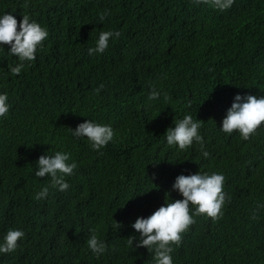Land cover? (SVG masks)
Here are the masks:
<instances>
[{"label":"trees","instance_id":"16d2710c","mask_svg":"<svg viewBox=\"0 0 264 264\" xmlns=\"http://www.w3.org/2000/svg\"><path fill=\"white\" fill-rule=\"evenodd\" d=\"M5 13L29 15L49 36L15 76L18 57L0 45V94L11 105L0 117V244L10 229L25 233L0 264H153L146 248L127 247L128 236L139 240L131 225L182 199L175 178L198 171L222 173L231 200L217 221L195 217L173 264H264V207L251 218L264 204V122L249 140L220 128L236 94L264 96V0L223 12L192 0H0ZM108 30L121 36L89 55ZM153 86L161 97L149 102ZM186 114L202 123L208 158L195 143L167 145L166 129ZM89 119L114 129L103 155L71 134ZM56 151L78 167L67 191L37 201L51 179L35 176L37 160ZM90 229L108 244L99 257Z\"/></svg>","mask_w":264,"mask_h":264},{"label":"clouds","instance_id":"9594fccd","mask_svg":"<svg viewBox=\"0 0 264 264\" xmlns=\"http://www.w3.org/2000/svg\"><path fill=\"white\" fill-rule=\"evenodd\" d=\"M195 5L206 4L221 12L228 10L234 0H192ZM110 15L108 11L99 15L102 22ZM49 33L36 20L30 19L24 14L22 20L18 21L11 13L0 16V45H9V53L18 57L19 63L10 67L12 75H19L25 68L26 62L36 59L39 47H42L47 40ZM120 31H102L99 34L95 47L89 48V55L102 54L109 47L110 38H119ZM105 86L101 84L96 93H99ZM161 92L152 87L147 100L149 102L160 99ZM171 96L163 93V100L166 104L171 101ZM7 92L0 94V117H5L11 105L8 102ZM149 106H151L149 104ZM191 107V101L188 102ZM264 122V96L259 98L252 94H236L231 107L227 109L222 120L221 131L232 134L238 131L243 140H249ZM174 127H168L165 131L166 143L169 147L178 146L179 150H186L199 145V150L204 158H208L210 153L205 148L204 137L200 133L202 123L199 119H193L191 114H186L182 119L174 121ZM72 136L76 138H86L90 142V147L100 151L108 145L114 138V129L111 125L100 124L92 119L85 120L78 124L73 130L70 128ZM71 161V162H69ZM35 176L39 178L50 177L49 186H45L33 197L39 201L46 199L50 188L58 189L61 192L67 191L70 184L65 180L66 176H72L78 165L72 161L71 154L63 151H56L53 155H41L37 160ZM226 177L222 173L198 171L193 174H180L172 184V190L177 191L183 198L172 200L158 207L147 217H137L131 225L139 234V240L134 245L136 236L127 237V247L131 251L144 247L152 255L153 264H173V245L179 248L182 244L183 234H185L196 220L195 217L206 215L213 221L221 219L224 215L223 207L226 201L231 200V196L224 191ZM168 194V193H167ZM169 196V194H168ZM264 207L258 204L253 210L252 219H257L256 211ZM122 227L120 222L115 221L113 228ZM90 236L86 243L87 247L99 257L108 250V244L101 239L96 229H90ZM25 236L24 231L10 229L4 237V242L0 244V253L14 252L18 247V241Z\"/></svg>","mask_w":264,"mask_h":264}]
</instances>
